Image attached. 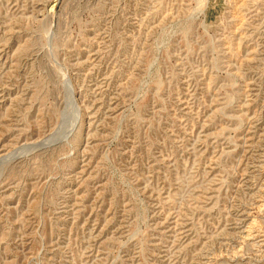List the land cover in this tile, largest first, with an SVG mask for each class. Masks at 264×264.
Returning a JSON list of instances; mask_svg holds the SVG:
<instances>
[{"label": "rangeland", "instance_id": "1", "mask_svg": "<svg viewBox=\"0 0 264 264\" xmlns=\"http://www.w3.org/2000/svg\"><path fill=\"white\" fill-rule=\"evenodd\" d=\"M0 264H264V0H0Z\"/></svg>", "mask_w": 264, "mask_h": 264}]
</instances>
